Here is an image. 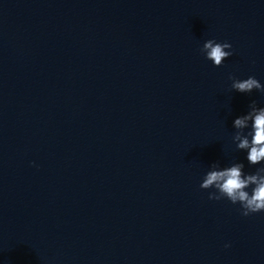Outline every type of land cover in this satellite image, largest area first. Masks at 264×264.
Returning a JSON list of instances; mask_svg holds the SVG:
<instances>
[{"label":"water","instance_id":"95a60500","mask_svg":"<svg viewBox=\"0 0 264 264\" xmlns=\"http://www.w3.org/2000/svg\"><path fill=\"white\" fill-rule=\"evenodd\" d=\"M229 74L264 84V0H0V264H264V212L199 187L255 171Z\"/></svg>","mask_w":264,"mask_h":264},{"label":"clouds","instance_id":"9594fccd","mask_svg":"<svg viewBox=\"0 0 264 264\" xmlns=\"http://www.w3.org/2000/svg\"><path fill=\"white\" fill-rule=\"evenodd\" d=\"M200 53L213 67H220L233 56L234 50L228 41L207 39ZM228 79L231 81L230 89L234 92L245 95L253 91L264 93V84L254 76L238 79L229 74ZM232 128L231 142L235 150L245 154L244 159L249 166L255 167V171H245L242 161L222 165L217 160L209 164L199 187L211 190L209 200H227L232 205L238 204L240 214L247 217L264 212V106H258L257 101L252 100L247 111L233 119ZM230 246L228 243L224 245L225 248Z\"/></svg>","mask_w":264,"mask_h":264}]
</instances>
